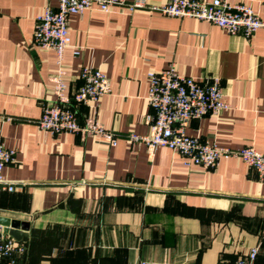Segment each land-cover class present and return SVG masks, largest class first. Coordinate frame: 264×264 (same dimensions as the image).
I'll use <instances>...</instances> for the list:
<instances>
[{"label":"crops","instance_id":"obj_1","mask_svg":"<svg viewBox=\"0 0 264 264\" xmlns=\"http://www.w3.org/2000/svg\"><path fill=\"white\" fill-rule=\"evenodd\" d=\"M132 2L135 0H127ZM113 4L69 16L71 44L34 43L36 15L58 0H0V130L16 150L6 177L22 188L0 190V216L30 222L18 264H229L259 246L264 264V178L237 156L214 167L186 164L167 146L130 144L149 133V72L219 78L231 107L193 118L187 133L232 148L264 151V28L251 36L211 21ZM250 3L264 18V0ZM79 50V51H77ZM84 65L104 70L111 90L76 104ZM66 81V104L117 133L44 131L43 104ZM144 262V263H143ZM6 263V262H5Z\"/></svg>","mask_w":264,"mask_h":264},{"label":"built area","instance_id":"obj_2","mask_svg":"<svg viewBox=\"0 0 264 264\" xmlns=\"http://www.w3.org/2000/svg\"><path fill=\"white\" fill-rule=\"evenodd\" d=\"M113 4L126 5L131 11L146 7L143 0H58L56 6L48 5L36 15L33 40L38 46L56 50L58 62L62 64L65 48L71 44L69 16L87 9L98 8L107 11ZM151 9L168 15L193 16L211 21L231 33L241 32L251 36L259 28H264V18L259 16L250 3L228 0H166L152 4ZM79 51V50H77ZM150 86L148 101L152 111L146 115L150 124L149 133L130 132V144L145 143L154 149L167 146L185 155L186 164H201L214 167L221 158L237 156L254 167L264 178V151L253 146L232 148L219 145L199 135L187 133L193 118L206 114H219L231 107L230 101L219 78H197L180 73L174 64L160 71L149 72ZM81 82L73 91L76 104L97 100L111 90L109 78L104 70L92 65H84L80 72ZM66 81L61 74L55 78L57 98L43 104L40 127L47 132H79L99 134L111 144H116L117 133L107 129L92 118L81 122L75 108L66 104L64 89ZM16 160V150L4 144L0 130V190L14 191L23 187V182L8 178L3 173L6 164ZM27 243L16 239L5 230L0 222V264H18L27 252ZM259 246L238 256L229 264H257ZM6 262V263H5ZM144 263V262H143Z\"/></svg>","mask_w":264,"mask_h":264},{"label":"water","instance_id":"obj_3","mask_svg":"<svg viewBox=\"0 0 264 264\" xmlns=\"http://www.w3.org/2000/svg\"><path fill=\"white\" fill-rule=\"evenodd\" d=\"M0 222L5 225V230L13 235L16 239H21L25 233L21 229H29L30 222L19 218L0 216Z\"/></svg>","mask_w":264,"mask_h":264},{"label":"trees","instance_id":"obj_4","mask_svg":"<svg viewBox=\"0 0 264 264\" xmlns=\"http://www.w3.org/2000/svg\"><path fill=\"white\" fill-rule=\"evenodd\" d=\"M27 253V252H26Z\"/></svg>","mask_w":264,"mask_h":264}]
</instances>
